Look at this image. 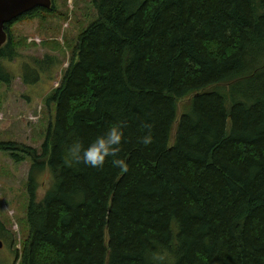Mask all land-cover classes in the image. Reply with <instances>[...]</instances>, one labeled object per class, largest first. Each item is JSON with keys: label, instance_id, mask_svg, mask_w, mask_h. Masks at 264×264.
Segmentation results:
<instances>
[{"label": "trees", "instance_id": "trees-1", "mask_svg": "<svg viewBox=\"0 0 264 264\" xmlns=\"http://www.w3.org/2000/svg\"><path fill=\"white\" fill-rule=\"evenodd\" d=\"M54 5L6 24L0 82H12L4 60L19 55L11 27ZM96 8L47 96L56 114L42 158L29 147L20 264H152L161 250L165 264H264V0H96ZM51 64L42 60L41 71ZM25 69V83L41 79ZM184 97L189 108L178 117ZM117 123L127 171L70 161L73 142L87 146ZM145 124L148 146L138 142ZM14 144L0 139V151L14 154ZM37 167L52 178L41 200Z\"/></svg>", "mask_w": 264, "mask_h": 264}, {"label": "rangeland", "instance_id": "rangeland-1", "mask_svg": "<svg viewBox=\"0 0 264 264\" xmlns=\"http://www.w3.org/2000/svg\"><path fill=\"white\" fill-rule=\"evenodd\" d=\"M52 11H39L11 27L17 45L14 61L4 60V65L14 76L10 84L0 82V139L12 141L13 151H0V220L5 230L0 239L5 246L0 249V264H20L22 244L29 233L26 221L29 203L28 182L33 166L29 147L42 158V144L56 114L55 104L48 106L47 96L58 87L62 77L76 54L77 38L84 28L98 19L96 0H54ZM77 59V58H76ZM42 60H52L46 70ZM26 67L39 70L41 79L25 83ZM227 93L228 87L216 86ZM190 97L176 100L178 117L186 110ZM176 131L172 129L170 145ZM47 160L48 157L44 156ZM35 169L37 197L51 185L49 168Z\"/></svg>", "mask_w": 264, "mask_h": 264}, {"label": "clouds", "instance_id": "clouds-1", "mask_svg": "<svg viewBox=\"0 0 264 264\" xmlns=\"http://www.w3.org/2000/svg\"><path fill=\"white\" fill-rule=\"evenodd\" d=\"M149 129L148 133L138 138V142L144 146L153 143L151 126L144 125ZM125 142V133L122 124H112L101 135H98L91 143L85 146L82 142H73L68 148V155L71 162L83 164L91 168L102 169L106 162L111 163L114 168L127 171V162L119 156L122 145ZM167 252L161 250L154 252L152 264H165Z\"/></svg>", "mask_w": 264, "mask_h": 264}, {"label": "water", "instance_id": "water-1", "mask_svg": "<svg viewBox=\"0 0 264 264\" xmlns=\"http://www.w3.org/2000/svg\"><path fill=\"white\" fill-rule=\"evenodd\" d=\"M53 0H0V47L8 40L7 23L37 7L50 9ZM0 239V248L3 246Z\"/></svg>", "mask_w": 264, "mask_h": 264}, {"label": "flooded vegetation", "instance_id": "flooded-vegetation-1", "mask_svg": "<svg viewBox=\"0 0 264 264\" xmlns=\"http://www.w3.org/2000/svg\"><path fill=\"white\" fill-rule=\"evenodd\" d=\"M3 246H5V244H3ZM3 246H1V248H0V249H2V248H3Z\"/></svg>", "mask_w": 264, "mask_h": 264}]
</instances>
